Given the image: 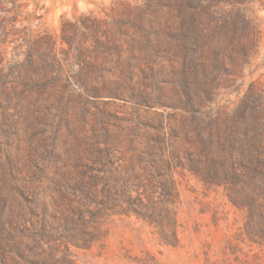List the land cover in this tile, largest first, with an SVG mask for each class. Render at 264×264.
<instances>
[{"label": "rangeland", "instance_id": "374dc122", "mask_svg": "<svg viewBox=\"0 0 264 264\" xmlns=\"http://www.w3.org/2000/svg\"><path fill=\"white\" fill-rule=\"evenodd\" d=\"M242 2L0 0V264L256 259L210 181L222 116L264 89Z\"/></svg>", "mask_w": 264, "mask_h": 264}, {"label": "trees", "instance_id": "16d2710c", "mask_svg": "<svg viewBox=\"0 0 264 264\" xmlns=\"http://www.w3.org/2000/svg\"><path fill=\"white\" fill-rule=\"evenodd\" d=\"M251 0H243L249 3ZM244 33L240 47L246 58L253 57L261 31L253 18L243 19ZM252 81L251 87L236 116L224 118L218 148L211 157L213 184L225 186L231 203L245 214L241 235L251 245H257L256 259L244 264H264V89ZM259 96L263 100L254 99ZM220 123V120L218 121ZM230 134L227 135V132ZM226 134V137H225ZM227 143H229L227 147Z\"/></svg>", "mask_w": 264, "mask_h": 264}]
</instances>
